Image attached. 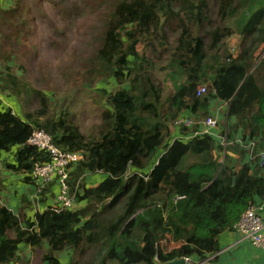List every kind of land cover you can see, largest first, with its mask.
<instances>
[{
	"label": "trees",
	"instance_id": "1",
	"mask_svg": "<svg viewBox=\"0 0 264 264\" xmlns=\"http://www.w3.org/2000/svg\"><path fill=\"white\" fill-rule=\"evenodd\" d=\"M66 2L56 4L58 13ZM13 4L0 5V26L7 15L16 41H31L34 18L21 11L23 0ZM92 46L82 68L94 77L84 84L111 78L118 84L95 88L100 117L93 135L80 131L68 107L50 114L44 91L0 69V89L16 97L22 114L0 100V165L33 184L18 213L0 201V264H16L24 246L43 248L42 264H63L59 252L80 256L86 248L97 264L192 256L200 263L215 255L218 235L233 229L256 194L264 195V177L254 161H244L248 149L232 139L250 122L252 135L264 131V54L256 61L264 49V0H114L101 13ZM202 84L207 91L196 96ZM214 98L227 102V116L235 119L225 138L241 148L230 147L237 159L225 152L219 161L214 137L195 124L181 127L191 133L187 140L172 136L174 119L184 110L205 119ZM35 128L59 149L80 154L69 181L71 208L54 209L55 183L36 192L31 170L48 157L27 143ZM98 171L106 175L95 186L75 189L81 177ZM166 239L177 246L165 250Z\"/></svg>",
	"mask_w": 264,
	"mask_h": 264
},
{
	"label": "rangeland",
	"instance_id": "2",
	"mask_svg": "<svg viewBox=\"0 0 264 264\" xmlns=\"http://www.w3.org/2000/svg\"><path fill=\"white\" fill-rule=\"evenodd\" d=\"M59 1L23 0L21 11L27 10L30 19L34 18V25L30 23L33 32H28L31 41L26 40L25 36L21 37L19 42L16 41L15 28L10 26L9 17L6 15L5 24L0 26V69L8 68L11 73L21 75L34 89L44 91L51 100L50 114L57 116L63 108L68 107L80 131L89 136L95 134L100 117L99 94L95 88L112 90L118 84L111 78L108 83L86 86L84 82L92 80L94 75L85 72L82 64L83 59L93 50L92 39L99 33L101 13L112 7L114 0H67L58 7V13L55 7ZM13 3L14 0H0L4 10L12 9ZM257 54L256 60L260 58L262 51ZM5 93L9 94V91L0 89V97L6 101L2 96ZM9 98L11 108L21 116L16 97L10 95ZM105 175L100 171L88 173L86 183L81 179L79 186L86 187L98 176L102 179ZM19 185L28 187L29 184H24L22 180ZM12 193H15L14 187L3 192L2 197L8 200L9 207L15 209L17 197L16 194L10 195ZM28 210V215L35 212L30 208ZM23 213L25 214V209ZM162 246L166 248L172 244L163 241ZM43 253V248L21 247L16 264H42ZM70 253L71 251L67 250L59 252L58 256L63 264H68L69 260H77L79 264H97V260H92L94 252L91 248H86L80 256L76 254L71 257ZM107 264L119 263L110 260Z\"/></svg>",
	"mask_w": 264,
	"mask_h": 264
},
{
	"label": "crops",
	"instance_id": "3",
	"mask_svg": "<svg viewBox=\"0 0 264 264\" xmlns=\"http://www.w3.org/2000/svg\"><path fill=\"white\" fill-rule=\"evenodd\" d=\"M233 42L237 43V39H234ZM263 54H264V49L262 50L261 56ZM2 96H4V98L6 99L5 101L3 98L0 97L2 101L7 105H11L8 103L10 99L9 98L10 94L5 93ZM17 109H18V106H17ZM227 112H228L227 102L221 101L216 98L210 99L209 108H208V116H213L217 120V126L216 128H213L211 130L210 134L214 137L215 146H216V149L214 150V155H217V154L219 155V161L223 160V155L225 152L229 155L230 158L237 159L238 153L230 150V147L244 149L245 144L251 141L255 143L256 152L260 150H264V131L259 128L255 132V134L252 135L251 131L254 125L252 124V122H250L251 120L249 121L250 122L249 126L245 127L244 131L241 129H238L232 134V137H233L232 139H234L233 141L240 144L241 148L239 146H235L231 140H229V144L228 142L224 141V139H226L225 137H226L227 128H231L235 123L234 117H228ZM181 115L190 116L194 120L195 125L199 126L198 132H202L203 130L202 120L203 119L196 120L197 117L193 115L189 110H184V112ZM188 130L190 129L188 128ZM172 136L174 138H180V139L187 140L189 137H191V133L189 132L182 133L181 128L176 127V128H172ZM2 157H3V153H2ZM245 160L254 161V164L256 166L255 169L257 168L258 174L264 177V165L260 162L259 158L256 157V158L251 159L248 154L246 157H244V161ZM83 179H84V182L86 183V180H85L86 175L84 176V178L82 177V180ZM21 181H22L21 175L15 172H12L10 170H7L2 165H0V201H2L5 205L9 207V202L7 199L2 197V193L6 192L8 188L14 187L15 193H12L10 195L14 196L16 194V197H17L16 207L15 209L9 207V209H11L15 213H18L20 209V201H22L21 198H22V195L24 196V192L28 190L27 192H28V197H29V192L33 188L32 183H29L28 187L20 186L19 182ZM98 181H99V176L96 178V180L87 184V187L95 186L98 183ZM49 201H53V200L49 199ZM81 203H82L81 204L82 206L85 204L84 201H82ZM81 205L79 207H81ZM251 205L257 208V212L259 216L261 217V221L264 222V195L256 194L254 196V200ZM27 211L29 210L27 209ZM263 234H264V229H263ZM165 241L166 243L172 244V246H168L164 248L165 250H169L177 246L171 240L166 239ZM67 252H70V250H67ZM192 262L198 263L199 261L197 260L196 257L192 256L189 258L188 264H192ZM201 264H264V250L261 249L260 247L253 245L250 241L246 239H240V236L237 231L233 229L232 230L226 229V230H223L218 235V251L216 252V254L210 256L209 258H206L205 260L201 262Z\"/></svg>",
	"mask_w": 264,
	"mask_h": 264
},
{
	"label": "built area",
	"instance_id": "4",
	"mask_svg": "<svg viewBox=\"0 0 264 264\" xmlns=\"http://www.w3.org/2000/svg\"><path fill=\"white\" fill-rule=\"evenodd\" d=\"M232 55L235 56L236 50L231 48ZM207 91V85L202 84L197 88L196 96H202ZM2 101V99L0 98ZM3 102V101H2ZM7 105V104H6ZM9 106V105H7ZM195 122L190 116L180 115L174 119L172 128L176 127H191ZM204 133H211L213 128L217 126V120L213 116H207L202 120ZM226 142V139H224ZM27 143L36 147L44 152L48 161L35 162L31 170V175L37 179L39 185L35 188L39 192L42 188L55 183L59 188V192L55 199V210L59 211L62 208H71L74 206L75 197L70 192V177L72 170L76 167L80 160V154L70 153L59 149L53 142L49 134L43 130L33 129L27 139ZM245 148L251 158H259L260 162L264 165V150L255 151V143L253 141L246 143ZM82 177L77 181L75 189L78 188L79 182ZM37 199V197H32ZM261 207V206H260ZM264 222L257 212V208L250 205L241 214L238 221L233 225V230L237 231L240 239H246L253 245L260 247L264 250ZM185 259L189 258L185 257ZM201 263V262H200ZM195 263V264H200Z\"/></svg>",
	"mask_w": 264,
	"mask_h": 264
},
{
	"label": "water",
	"instance_id": "5",
	"mask_svg": "<svg viewBox=\"0 0 264 264\" xmlns=\"http://www.w3.org/2000/svg\"><path fill=\"white\" fill-rule=\"evenodd\" d=\"M160 264H188V259H185V257H179Z\"/></svg>",
	"mask_w": 264,
	"mask_h": 264
},
{
	"label": "clouds",
	"instance_id": "6",
	"mask_svg": "<svg viewBox=\"0 0 264 264\" xmlns=\"http://www.w3.org/2000/svg\"><path fill=\"white\" fill-rule=\"evenodd\" d=\"M257 61V60H256Z\"/></svg>",
	"mask_w": 264,
	"mask_h": 264
}]
</instances>
